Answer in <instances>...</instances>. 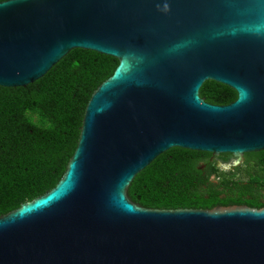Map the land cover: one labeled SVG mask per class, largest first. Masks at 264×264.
I'll return each mask as SVG.
<instances>
[{
    "label": "water",
    "instance_id": "95a60500",
    "mask_svg": "<svg viewBox=\"0 0 264 264\" xmlns=\"http://www.w3.org/2000/svg\"><path fill=\"white\" fill-rule=\"evenodd\" d=\"M71 49L116 65L53 187L0 214V264H264V207L146 208L126 194L172 147L238 163L264 149V0L0 1V87ZM206 80L234 100L205 102Z\"/></svg>",
    "mask_w": 264,
    "mask_h": 264
},
{
    "label": "trees",
    "instance_id": "16d2710c",
    "mask_svg": "<svg viewBox=\"0 0 264 264\" xmlns=\"http://www.w3.org/2000/svg\"><path fill=\"white\" fill-rule=\"evenodd\" d=\"M115 65L109 56L71 49L24 87H0V214L53 187L73 151L90 93ZM198 95L215 105L235 98L230 88L210 80L201 84ZM230 158L169 148L134 175L127 197L157 209L264 207V149L244 153L229 169L218 165ZM231 189L236 203L229 197Z\"/></svg>",
    "mask_w": 264,
    "mask_h": 264
},
{
    "label": "rangeland",
    "instance_id": "374dc122",
    "mask_svg": "<svg viewBox=\"0 0 264 264\" xmlns=\"http://www.w3.org/2000/svg\"><path fill=\"white\" fill-rule=\"evenodd\" d=\"M238 164V162L237 161H235L232 157L228 160V162H226V163H219L218 165L222 168V169H229V168H231V167H233V166H235V165H237ZM209 181L210 182H212V183H215L217 180H216V178L215 177H209ZM231 192H230V194H229V197H230V199H231V201L233 202V203H236V201L234 200V199H236V194H235V192L233 193V190L231 189L230 190Z\"/></svg>",
    "mask_w": 264,
    "mask_h": 264
}]
</instances>
